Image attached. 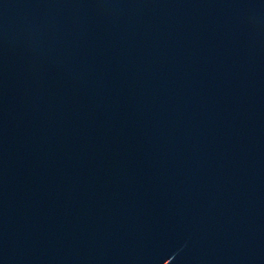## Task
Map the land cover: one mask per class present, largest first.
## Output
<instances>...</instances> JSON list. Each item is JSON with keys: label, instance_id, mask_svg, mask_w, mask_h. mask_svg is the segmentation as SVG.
Returning <instances> with one entry per match:
<instances>
[{"label": "water", "instance_id": "water-1", "mask_svg": "<svg viewBox=\"0 0 264 264\" xmlns=\"http://www.w3.org/2000/svg\"><path fill=\"white\" fill-rule=\"evenodd\" d=\"M0 264H264V0H0Z\"/></svg>", "mask_w": 264, "mask_h": 264}]
</instances>
